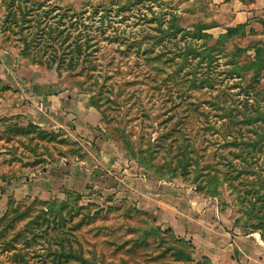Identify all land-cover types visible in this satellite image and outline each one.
<instances>
[{
  "label": "rangeland",
  "instance_id": "1",
  "mask_svg": "<svg viewBox=\"0 0 264 264\" xmlns=\"http://www.w3.org/2000/svg\"><path fill=\"white\" fill-rule=\"evenodd\" d=\"M235 10L0 0V264H212L128 198L139 176L197 195L228 233L264 242V77L244 74L264 30L219 38ZM28 11L42 20L31 40ZM49 29L83 50L57 72ZM113 145L121 171L97 154Z\"/></svg>",
  "mask_w": 264,
  "mask_h": 264
},
{
  "label": "crops",
  "instance_id": "2",
  "mask_svg": "<svg viewBox=\"0 0 264 264\" xmlns=\"http://www.w3.org/2000/svg\"><path fill=\"white\" fill-rule=\"evenodd\" d=\"M234 3L236 10L231 15L233 22L230 27L238 24H245L246 29L251 28L253 24L262 26L264 0H234ZM260 39L264 40V37ZM39 104L42 108V103ZM60 104L57 99L55 102L57 108ZM19 112L30 118L27 114L28 108L25 106L24 108L22 106ZM66 116L68 119L74 118L70 113ZM31 120L38 126L43 125L37 117ZM97 154L102 163L106 162L121 171L118 167L122 166H119L118 160L115 159L120 155L116 146L113 145L112 154L101 149ZM121 169L122 174L127 172L126 168ZM133 184L131 190H128V198L134 200L139 209L150 213L157 224L167 226L176 236L190 241L194 250L204 255L212 264H264V242L259 233L253 232L242 236L228 233L224 223L221 226L213 220L217 214L216 209H212L210 204H203L205 201H199L197 195H190L179 187L173 188L170 185L161 187L160 183L152 187L140 176Z\"/></svg>",
  "mask_w": 264,
  "mask_h": 264
},
{
  "label": "trees",
  "instance_id": "3",
  "mask_svg": "<svg viewBox=\"0 0 264 264\" xmlns=\"http://www.w3.org/2000/svg\"><path fill=\"white\" fill-rule=\"evenodd\" d=\"M36 6L38 7L39 5H36ZM33 10H36V9H33ZM27 15L30 16V19L27 21L28 25L25 26L24 28L29 29V34L27 35V37L29 38V40H31L37 34V33H34L32 30L35 29V32H36V27L39 26V24L41 25L42 20L40 17H38L39 15L33 16V13L30 14L29 11L27 12ZM45 16H47V15H45ZM32 24H34V26ZM246 28H247V26L245 24H242V25L238 24V25H235L233 27H228L224 31L223 34H220L219 38L232 39V37H236L237 35L242 37V35L244 34V30ZM27 29H25V30H27ZM262 29L264 30V23H262ZM252 33H253V31H251V30H249V32H247V34H252ZM263 34H264V31H263ZM50 35H51V37H49ZM46 36H48V38L50 40H52L53 43L57 46V49H55L54 47H50V52H52L53 54L59 52V61L55 65V71L56 72L59 70V67L62 66V63L66 62L65 58L67 56H68L67 62H69L72 59V57L69 55L76 54L77 52H80V53L83 52V50L80 47L73 49L74 46H72V43H70L68 41L70 38V34H67V35L51 34L50 29H49L48 31H46ZM58 38H62V39L57 40ZM67 42H69V43H67ZM63 45H65V46H63ZM78 46H80V45H78ZM78 48H80V49H78ZM234 50H235L234 54H232V55L235 57V61L233 59L232 64L234 66L236 65L235 66L236 70H239L240 66H239V59L238 58L240 56L239 54L242 52L239 50V46L237 47V49H234ZM262 50H264V40L259 39L256 41V43L254 45L253 55H252L251 59L246 63V66H245V69H250V70H248L244 74H251V76L257 80L264 77V73H262V70L264 68V54L261 55ZM53 57H54V55H53ZM257 89H259V88L256 87V89H254V90H257ZM263 96H264V91H263ZM263 100H264V98L261 99V101H263ZM6 130H7V127H6ZM18 130L20 131L21 129H17V131ZM136 212L140 213V214L146 213L144 211H139V210ZM167 230H170L172 232V230L170 228H167ZM262 238L264 239V235H262ZM59 257L62 259L64 256L60 255ZM203 259H206V258L204 257Z\"/></svg>",
  "mask_w": 264,
  "mask_h": 264
}]
</instances>
